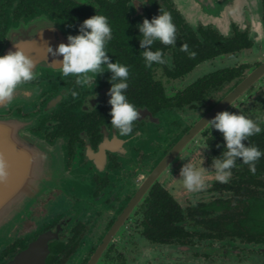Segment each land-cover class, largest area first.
<instances>
[{
  "label": "flooded vegetation",
  "instance_id": "flooded-vegetation-1",
  "mask_svg": "<svg viewBox=\"0 0 264 264\" xmlns=\"http://www.w3.org/2000/svg\"><path fill=\"white\" fill-rule=\"evenodd\" d=\"M225 1L0 0V56L16 44L37 66L0 120L20 121L62 160L45 203L0 246V264H264V156L255 172L238 160L220 183L211 166L223 134L204 128L222 111L264 127V0ZM160 11L177 43L155 42L166 63L146 67L136 26ZM96 14L112 28L111 61L129 69L126 96L141 113L130 136L111 125L112 74L80 88L48 53ZM244 143L264 152V131ZM189 161L206 169L202 190L179 179Z\"/></svg>",
  "mask_w": 264,
  "mask_h": 264
},
{
  "label": "clouds",
  "instance_id": "clouds-1",
  "mask_svg": "<svg viewBox=\"0 0 264 264\" xmlns=\"http://www.w3.org/2000/svg\"><path fill=\"white\" fill-rule=\"evenodd\" d=\"M140 6H146L151 0H138ZM137 6V0H134ZM139 29L140 48L146 67L154 63L165 64L166 59L162 50H152L155 42L166 46H175L177 30L168 12H161L151 20L145 18ZM79 34L69 35L67 43H60L55 49L48 47V53L57 59L52 64L57 65L63 77L74 76L75 84L80 87L95 86L96 78L103 73L110 72L111 88L108 100L111 110V125L120 136L133 134L134 123L140 119L141 113L127 96L129 69L127 65L112 62L106 45L112 40V28L104 15H94L85 19L79 26ZM16 47V44H15ZM181 51H187V45H181ZM195 56V53H190ZM62 57V59H59ZM36 63L28 57L21 48L0 56V104L10 103L14 99L18 86L33 81L36 78ZM74 99L78 98L76 90L71 91ZM210 127L211 133L215 129L223 134V148L221 156L213 159L211 166L215 171V179L220 183H227L231 170L237 161L248 165L249 170L255 172V162L264 152L258 147L244 142L253 135L264 131L261 123L247 118L242 114L229 111L219 112L204 128ZM220 147V145H218ZM7 163L0 155V182L7 179ZM206 169L197 168L189 161L180 170V180L188 191H199L206 187Z\"/></svg>",
  "mask_w": 264,
  "mask_h": 264
},
{
  "label": "water",
  "instance_id": "water-1",
  "mask_svg": "<svg viewBox=\"0 0 264 264\" xmlns=\"http://www.w3.org/2000/svg\"><path fill=\"white\" fill-rule=\"evenodd\" d=\"M216 1L201 0V4L207 3L210 7V3ZM248 1L226 0L225 3ZM206 12L213 14L216 10L209 8ZM10 51L16 48L11 46L6 53ZM3 105L5 103L0 107ZM19 123L16 119L0 120V155L7 163L8 173L7 179L0 182V246L17 236L23 222L45 203L41 201L43 196L62 173V160L53 154L49 143Z\"/></svg>",
  "mask_w": 264,
  "mask_h": 264
}]
</instances>
